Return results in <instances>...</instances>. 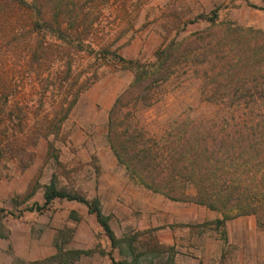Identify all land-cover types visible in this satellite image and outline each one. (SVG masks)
Wrapping results in <instances>:
<instances>
[{
	"label": "rangeland",
	"instance_id": "obj_1",
	"mask_svg": "<svg viewBox=\"0 0 264 264\" xmlns=\"http://www.w3.org/2000/svg\"><path fill=\"white\" fill-rule=\"evenodd\" d=\"M91 5L94 11L86 19L95 20L96 31L71 63L76 86L93 71L98 77L50 132L34 122L60 115L52 104L56 91L23 74L27 56L21 50L13 54L0 50V264H172L182 251V241L222 237L214 219L188 224L182 213L186 201L139 185L118 163L106 137L108 112L133 72L128 62L112 57L97 66L93 50L107 46L125 59L152 61L162 43L189 37L208 24L200 17L212 13L219 21L264 29V0H95ZM17 15L27 25L35 18L26 8ZM11 35L5 39L12 45L27 37V33ZM44 39L60 41L49 33ZM47 63L44 76L60 65ZM201 68L179 71L154 88L156 99L151 104L129 103L122 112H129L130 120L157 138L188 142L205 136L208 120H219L233 110L204 99ZM52 179L68 191L98 196L117 238L119 250L113 249V260L98 252L106 250L107 237L84 203L55 198L46 207L35 208ZM171 236L178 244H159V238ZM248 236L237 232L234 238ZM57 248L64 260L53 256ZM86 248L98 253L77 258L66 253ZM225 249L235 252L228 242Z\"/></svg>",
	"mask_w": 264,
	"mask_h": 264
},
{
	"label": "trees",
	"instance_id": "obj_2",
	"mask_svg": "<svg viewBox=\"0 0 264 264\" xmlns=\"http://www.w3.org/2000/svg\"><path fill=\"white\" fill-rule=\"evenodd\" d=\"M91 1L95 0H0V50L9 54L21 50L28 57L23 74L36 79L44 89L50 84L56 91L52 104L60 115H45L34 122L45 132L58 127L79 94L98 77L93 71L76 86L78 77L71 63L96 31L95 20L86 19L94 11ZM25 8L35 15L28 25L21 23L17 15ZM215 16L200 17L208 24L189 37H173L162 43L152 61L125 59L107 46L93 50L97 66L112 57L128 62L133 72L132 81L109 109L106 137L118 163L143 187L171 200L224 211L223 217L215 220L218 223L253 214L258 227L264 229V29L219 21ZM26 33L25 39L13 45L5 39L10 34L15 38ZM47 33L60 41H46ZM47 62L60 65L44 76L43 65ZM194 66L203 68L200 75L204 99L233 110L219 120H208L205 136L192 137L188 142L169 136L157 138L130 120L129 112H122L129 103L151 104L156 99L155 87ZM55 198L84 203L112 246L117 245L98 196L87 198L68 191L52 179L44 187L43 202L35 203V208L46 207ZM90 252L66 251L72 258ZM61 254L58 251L53 256L64 260Z\"/></svg>",
	"mask_w": 264,
	"mask_h": 264
},
{
	"label": "crops",
	"instance_id": "obj_3",
	"mask_svg": "<svg viewBox=\"0 0 264 264\" xmlns=\"http://www.w3.org/2000/svg\"><path fill=\"white\" fill-rule=\"evenodd\" d=\"M130 179L138 183L134 179ZM186 202L188 205H186L187 207L182 213L185 217H187L185 221L188 224H194L195 222H203L211 219L216 220L217 218H222L225 213L221 210L214 211V209H210L202 204L189 201ZM216 211H220L221 214ZM244 217L248 218L247 222L242 219ZM217 224L221 226V238L214 237L209 240H203L198 237H193L182 241L179 243L182 251L173 258L172 264H264V237L259 239L257 238L258 233L260 236L264 234V229L258 227L255 215H237L224 219L222 223L217 222ZM168 230L170 231L169 227ZM237 232L249 236L246 237L245 240L234 238V235H236ZM106 237V250L101 249L98 252L108 255V257L113 260V249L118 248V245L112 246V243L107 235ZM158 242L159 244L172 246L178 244V239L172 236L169 238L163 237L159 238ZM225 242L231 243L235 247V252L228 254L225 249ZM56 251L58 252L59 248H57ZM98 252L91 249L90 253L84 255Z\"/></svg>",
	"mask_w": 264,
	"mask_h": 264
}]
</instances>
